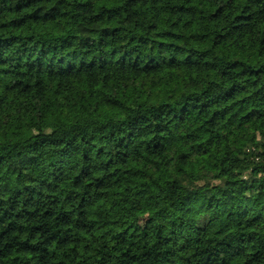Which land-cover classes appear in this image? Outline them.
Masks as SVG:
<instances>
[{
    "label": "trees",
    "instance_id": "1",
    "mask_svg": "<svg viewBox=\"0 0 264 264\" xmlns=\"http://www.w3.org/2000/svg\"><path fill=\"white\" fill-rule=\"evenodd\" d=\"M0 264H264V0H0Z\"/></svg>",
    "mask_w": 264,
    "mask_h": 264
}]
</instances>
